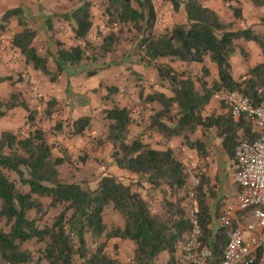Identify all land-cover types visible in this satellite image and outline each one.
Here are the masks:
<instances>
[{"label":"trees","instance_id":"trees-1","mask_svg":"<svg viewBox=\"0 0 264 264\" xmlns=\"http://www.w3.org/2000/svg\"><path fill=\"white\" fill-rule=\"evenodd\" d=\"M165 1L173 5L175 12L183 7L187 20L157 34L158 12L154 0H101L107 32L102 36L100 54L92 57L88 54L91 43L87 37L94 27L93 1L82 0L79 7L57 15L71 25L75 37L86 47L76 45L66 49L61 48L60 42L55 57L56 72L50 70L49 59L35 47L38 32L24 20L22 8L9 10L3 21L19 17L23 30L13 36V48L25 57L27 65L52 82L57 81L63 66H80L85 60L95 65L100 58L114 53L127 28L132 33L131 43L139 60L154 67L174 95L168 97L154 92L146 98L147 103H158L161 109L151 115L145 133L156 132L166 140L183 136L191 149L206 157L204 143L190 141L186 132L216 128L225 152L235 158L241 142L257 137L253 124L245 117L234 118L226 105L227 114L205 116L204 111L216 91H237L254 99L257 90L264 88V61L251 67L240 80H235L231 73V58L237 54L235 41L241 38L254 41L264 54V35L255 33L252 28L234 30V23L222 21L216 11L203 4L204 0ZM227 2L240 3L239 0ZM251 2L255 8L264 7V0ZM229 8L235 18L243 17L242 9L232 5ZM52 23V18H47L50 29ZM241 52L247 58L243 49ZM207 57L219 70L218 80L211 88L205 82L210 74L207 68L203 69V75L194 77L191 72L162 62L169 59L187 65L201 64ZM98 72L99 69L87 71V76ZM5 79L8 78L1 81ZM17 107L29 112L28 121L33 130L24 138L12 131L2 132L0 137V218L5 221V227L0 229V264H119L107 252L108 242L115 239L135 245L130 264H159L165 252L170 255L167 264L179 263L178 252L189 232L185 210L189 175L175 151L156 150L142 137L129 141L130 127L135 122L132 110L117 104L105 110L108 122L105 140L114 145L113 163L144 177L162 192L164 185H168L170 194L164 192L163 211L159 212L150 200L134 191L131 184L126 185L113 175L102 176L95 189L82 182L63 181L59 168L70 162L72 156L63 149L62 156L55 155L57 146L48 142V134L42 128L36 127L37 113L20 93H13L8 100L0 102V119ZM90 121V118H81L74 122L73 135H83ZM103 142L99 140L100 144ZM80 159L85 161V157ZM11 173L18 178L12 179ZM200 176L195 208L204 242L212 251L210 263L220 264L227 245L226 230L216 225L219 215H213L208 201L212 192L206 187L210 180L205 173L200 172ZM109 213L119 214L123 222L108 223ZM89 243L96 245V249L92 251ZM252 264H264V250Z\"/></svg>","mask_w":264,"mask_h":264},{"label":"crops","instance_id":"crops-1","mask_svg":"<svg viewBox=\"0 0 264 264\" xmlns=\"http://www.w3.org/2000/svg\"><path fill=\"white\" fill-rule=\"evenodd\" d=\"M43 1L44 0H0V102L8 100L11 94H13V90L20 87L18 83L22 82L23 78H27V85L30 86V83L33 85L29 91L30 93H24V95L21 96L27 101L30 108V104H32V106L36 104L35 108H31V110L36 111V123L39 128H42V130L48 134L47 138L49 143L55 144L56 141H61L60 144L63 148H59L64 149L69 155H77L84 150L83 155L85 156L82 158L85 157V161H83V159L82 161L86 164L85 169H89L91 166L95 167L94 171L98 169L95 173L96 175L91 174L90 177L96 178L99 176L101 178L104 175L116 176L126 185L131 184L134 191L141 193L146 200L152 202L157 211L162 212L163 209L161 204H163L165 200L164 192L167 191L170 194L168 185H164V191L162 192L161 189L154 188L144 177L119 168L113 163L112 153L114 151V145L110 141L105 140L108 131V127H106L108 122L105 119V110L112 108L116 104L121 107H127L130 110L134 108L131 115L135 122L130 127L129 141L142 137L144 142H148L156 150L163 151L169 148L172 149L175 151L178 159L183 163L186 170L191 167L197 168L198 166L202 167V165L210 164L211 171H204L211 185V187L208 186L206 188L211 189L212 192L208 201L213 215H219L224 204L229 199L234 198L232 197V186L234 183L232 180L229 181L230 177L227 176L228 172L225 170L226 167H223L220 171L219 167L221 168V166L215 164L222 163L224 166L229 159L233 160L235 163V169L233 172L231 171L233 174L236 170V159L228 156L225 152L222 138L218 135V130L216 128L209 130L199 128L194 133L186 132L190 141H200L204 143L208 152L206 157L199 156L196 150L191 149L183 136L166 140L161 134L156 132L147 135L145 133V128L147 127L146 123L149 121L147 117H151L155 111L160 110L161 106L158 103H147L146 98L154 92L164 93L168 97L174 96L169 89V85L162 82L158 77L157 71L149 66L142 65L137 69L135 68L139 76L135 74L134 70L125 68L124 64L121 65V67H117V65L116 67H109L110 64H107L106 66L100 67L98 74L92 77L87 76V69H85V67L63 66L62 73L57 81L54 82L41 72L38 74L31 65L26 64L25 57L20 51L14 49L12 46L13 36L21 32L23 28L19 25V17L17 16L11 17L8 22L3 21L4 15L9 10L22 8L25 11L30 9L31 13H29L28 16L23 12L24 20H26L28 25L31 24L29 25L30 27H32L33 23H31V21L33 18H40L39 26H34V29L38 32L34 45L39 54L49 59V68L52 72L57 71L55 57L59 47H56V45L61 42V48L66 49L80 45H68L67 40L55 42L56 40L53 39V36L58 32L62 37L65 34L70 35V33L75 37V34L67 21L57 17V15H60L59 12L46 13L42 11L41 6L43 5ZM203 4L216 11L222 21L235 23L234 12H231L232 10L230 11V8H227L222 0H204ZM36 7H40L41 9L35 11ZM49 17H51L53 21L51 29L47 25V18ZM183 17L184 22H186V14H183ZM243 17H246L245 14H243ZM55 20H59L60 22ZM242 23L243 24L239 25L234 24V30L254 28L252 22ZM44 34H46V38L49 40L48 47L45 51L37 47L40 36ZM75 39L77 38L75 37ZM235 44L237 45V54L231 58V73L235 80H240L247 74L251 67L264 61V54L262 49L254 41L241 38L236 40ZM241 49L245 51L247 58L241 52ZM162 62L169 63L178 70L191 72L194 77H196V74L203 75V69L207 68L210 72V74L205 77L208 88H211L219 77L218 66L211 61L210 57H207L205 62L201 64L193 63L187 65L179 61L171 62L169 59H164ZM115 68L120 71L122 76L119 77V82L111 84L112 80H110V78L114 74L111 70ZM147 69L151 71L147 72ZM27 72H30L31 78L30 76L26 77V75H23V73ZM18 74L22 77L18 79L14 78L15 75ZM140 75H142L145 82L138 81L140 79L139 77H141ZM2 78L8 79L1 81ZM17 81L19 82L12 85ZM102 84H104L103 89H101ZM13 86H15V89H13ZM118 87L119 90L114 92L113 88L118 89ZM123 91L125 92L123 93ZM38 101L40 103H38ZM140 105L143 106L140 108ZM53 106L55 107L53 108ZM176 112L175 110L174 113ZM227 113L228 109L225 104L215 100L213 96L204 111L205 116ZM14 115L20 116L17 125L24 122V125H26V128L30 129V132L32 127L31 124L27 123L29 112L22 107H17L10 110L5 117L0 119L1 133L4 131H13L10 126L3 129L2 123L6 121V119L12 120L11 116L14 117ZM43 115L46 116L43 117ZM21 117H23V119ZM81 118H90V127L83 135H73V124ZM57 119L64 120V126L59 132L55 129ZM100 125L102 127H100ZM104 126L106 127L105 129ZM51 128L55 131L54 134H49L48 130ZM99 139H103L104 142L100 144ZM55 153L58 154H55L57 156H62V153H59L57 149H55ZM78 160H80V158ZM189 188L190 182L188 183V190ZM172 200L175 201L176 197L172 198ZM115 216L119 218L117 213H115ZM216 225L221 226L218 221H216ZM215 234L216 231H214L213 235ZM180 255L181 251L179 249L178 256L180 257Z\"/></svg>","mask_w":264,"mask_h":264},{"label":"built area","instance_id":"built-area-1","mask_svg":"<svg viewBox=\"0 0 264 264\" xmlns=\"http://www.w3.org/2000/svg\"><path fill=\"white\" fill-rule=\"evenodd\" d=\"M213 98L225 104L234 118L245 117L250 121L257 134L255 139L241 142L236 149L233 183L239 188V195L224 204L218 217L227 237L220 264H252L264 250V88L257 90L254 99L230 90L216 91ZM187 172L190 188L185 210L189 232L180 247L178 264H211L212 251L204 242L195 208L201 178L196 168L191 167Z\"/></svg>","mask_w":264,"mask_h":264},{"label":"rangeland","instance_id":"rangeland-1","mask_svg":"<svg viewBox=\"0 0 264 264\" xmlns=\"http://www.w3.org/2000/svg\"><path fill=\"white\" fill-rule=\"evenodd\" d=\"M92 1L94 3L93 8H92V12L94 14V27H93L92 31L90 32L89 36L87 37L88 38L87 40H89V42L91 43L89 46L90 49H88V54H90L91 57L94 55L100 54L99 49L103 43V37L102 36L104 33L107 32V28L105 26L104 18H103V7L101 6L102 2H101V0H92ZM222 1H223V3H225V6L227 8H229V6L232 5V6H235L236 8L242 9V14H245L246 17H242L241 19H237L234 17L236 20L234 24L239 25V24H243L242 22H244V23L252 22V24L254 25L253 26L254 32L257 34L264 35V7L263 8H255L253 6L251 0H242V1H240L239 4H237L236 2H231L229 4L227 2V0H222ZM81 3H82V0H44L41 8H42V11H45L46 13L59 12L60 14H62V13L69 12L76 7H79L81 5ZM154 3H155L156 10L158 12V23L156 26V33L157 34H162L163 32H165V30L172 28V26L174 24L184 22L183 14H185V12H184L183 7L181 8L180 11L175 12L173 9V5L168 1L154 0ZM41 8L36 7L35 11H39ZM230 11H231V9H230ZM231 12H233V11H231ZM29 13H31L30 9L24 11V14L25 15L27 14V16L29 15ZM39 19L40 18H33L32 19L31 23H33L32 24L33 28H34V26L35 27L39 26V23H40ZM55 21L60 22L59 20H55ZM29 25H31V24H29ZM53 37H54L53 39L56 40L55 41L56 43L59 40L62 42L64 40H67L68 45L80 44L83 47H86L85 43H83V41H79V40L75 39V37L72 35V33H70V35L65 34L62 37L61 35H59V32H58L57 34H54ZM131 38H132V33L130 31H128V29L126 28V32L123 34V37L121 38L120 43L116 46V50L114 53L109 54L104 58H100L99 62H97L95 65H92V62L85 60L84 62H82V65H80V67H85V69H87V71H90L93 69H99L100 67L106 66L107 64L108 65L110 64L109 67H116V65H117V67H121V65L124 64L125 68H128L129 70H134L135 74L139 76V74H137V72L135 71V68L137 69V68H139L145 64H143L139 60V58L137 57V55L135 53L136 50L133 49V45L131 43ZM79 42H81V43H79ZM48 43H49V40H48V38H46V34H44V35L40 36V40L37 42V47L39 49L45 51V49L48 47ZM56 47H59V45H56ZM152 68L154 69V67H152ZM152 68H151V70H152ZM112 70H111V72L114 74L110 78V80H112L111 84H113L114 82H119L120 81L119 77L122 76V74L120 73L119 70H117V68L112 69ZM151 70L147 69V72H149ZM37 73L40 74L39 71H37ZM147 74H149V73H147ZM23 75H26V77L30 76V78H31L30 72L23 73ZM140 76L142 77V75H140ZM21 77L22 76H20L18 74V75H15L14 78L18 79ZM141 77H139L140 79L138 81L145 82L143 77L142 78ZM18 82L19 81L13 83L12 85H14ZM18 84H20V87H18L16 89H15V86H13V89H15V90H13V93H20L21 95H24V93L25 94L30 93L29 91L31 90V87L33 85L31 83L29 84L30 86L27 85V78H23V81L19 82ZM103 88H104V84L101 85V89H103ZM118 90H119V87H118ZM124 92L125 91H123V93ZM38 103H40V102L38 101ZM30 105H31V108H33V109L36 106V104L33 106H32V104H30ZM141 106H143V105H140L139 107L141 108ZM54 107L55 106H53V108ZM135 107H137V106H135ZM56 108H59V107H56ZM132 110H134V108ZM45 116L46 115H43V117H45ZM19 117L20 116H17V115H14V117L11 116L12 120L6 119V121H3L2 127H3V129H5V128L10 126L13 129V131H12L13 133L17 134L19 137L24 138V137L28 136L30 129L26 128V125H24V122H22L20 125H17L18 124L17 121L20 119ZM21 118L23 119V117H21ZM63 122H64L63 119H57L56 120V123H55L56 124L55 129H57L56 131L59 132L61 130V128L64 126ZM27 123H29L28 120H27ZM35 124H36V127H38L37 123H35ZM100 127H102V126L100 125ZM106 127H107V125H106ZM106 127L104 126V129ZM0 129H1V126H0ZM31 130H32V128H31ZM1 131H2V129H1ZM1 131H0V137H1ZM48 131H49V134L55 133V131H53L52 128L49 129ZM60 143H61V141H56L55 146H57V150L59 151V153H62L61 149L59 147L63 148V146ZM215 152L217 153L216 150H215ZM55 154H57V153H55ZM67 154L69 155V153H67ZM83 154H84V150L80 154L70 155V156H72V160L70 162H67L66 164H64L63 166H61L59 168L60 178L66 182H80V183L82 182V183H84V185L86 187L95 188L97 186V183L99 182L100 177L98 176L96 178H93V177H90V175L91 174L96 175L95 173L98 171V169H96V171H94L95 170L94 166H91V168H89V169H85L86 164L81 159L78 160L79 158H82L83 156H85ZM215 165L221 166V168L219 167L220 171L222 170L223 167H226L225 170L228 172L227 176L230 177L229 181H231V180L233 181V174L231 173V171L233 172V170L235 169V167H234L235 163L233 160L229 159V161L226 162L224 166L222 163L215 164ZM196 169L199 172V177H201L200 172L205 173L204 171H208V172L211 171V166H210V164H205V165H202V167L198 166ZM10 177L12 179L18 178L13 173L10 174ZM209 187H211V185H209ZM238 195H239L238 187L234 184L232 186V197L237 199ZM47 200H45V201H47ZM155 210L157 211L156 208H155ZM55 213H56V211H55ZM52 214H54V213H52ZM30 215L33 216L34 213L33 212L30 213ZM106 220L110 224L115 223L118 225L123 222V219L121 218V220H120L118 217L115 216V213H109L107 215ZM250 222H253V221H250ZM4 227H5V221L0 218V229L4 228ZM88 238L90 239L89 235H88ZM89 246H90L92 251L96 249V245L89 243ZM134 248H135V245L129 241H122L120 239H115V240H111L108 242L107 252L111 255L110 257H112L113 259H116L119 262V264H130L133 257H134V250H135ZM169 257H170V255L168 252L162 253L158 263L159 264H167Z\"/></svg>","mask_w":264,"mask_h":264}]
</instances>
